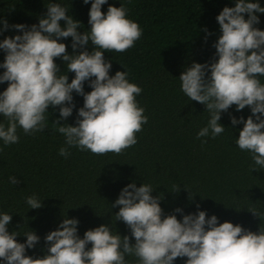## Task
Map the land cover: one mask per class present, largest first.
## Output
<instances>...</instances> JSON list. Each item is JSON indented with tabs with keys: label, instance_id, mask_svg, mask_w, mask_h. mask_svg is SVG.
Here are the masks:
<instances>
[{
	"label": "clouds",
	"instance_id": "9594fccd",
	"mask_svg": "<svg viewBox=\"0 0 264 264\" xmlns=\"http://www.w3.org/2000/svg\"><path fill=\"white\" fill-rule=\"evenodd\" d=\"M83 2L88 4L89 0ZM106 3L92 0L91 27L83 33L78 31L80 21L59 3H49L38 25L30 28L25 24L9 26L4 21L0 31L12 27L22 32L0 41V49L6 54L0 63L4 69L0 83L7 82L0 92V114L8 121L7 127L0 123V139L5 145L19 142L18 126L28 135L43 131L49 106L59 108L55 124L60 125L56 130L65 137L67 147L59 150L65 158L71 147L95 155H119L137 143L136 133L148 122L136 100L142 89L129 82L127 71L110 75L112 63L104 53L132 48L142 30L127 18L123 5L110 4L106 14L102 12L101 6ZM257 13H264V7L251 0H236L234 7L225 6L216 17L221 32L214 44L218 59L211 64L193 62L179 76L185 96L205 105L209 113L208 124L199 130L198 139L210 133L212 138L222 134L225 127L219 123L221 113L231 106L235 105L237 111L246 106L251 109L246 120L232 116L231 124L243 123L236 144L251 153L255 165L252 171L264 169V84L258 78L264 76V30L254 27L259 23ZM68 37L72 38V54L61 42ZM89 42L94 46L91 52L85 47ZM78 48L81 51L77 53ZM58 57L67 72L74 73L71 82L67 74L57 75L61 71L55 62ZM86 81L89 92L84 91ZM73 92L83 96V106L78 109L75 125H65L61 121H66L75 107ZM9 181L20 183L15 176ZM153 189L149 184L137 187L135 182L129 183L111 205L120 206L115 221H122L130 229L134 244L128 235L113 234L106 224L86 230L81 238L78 219L66 215L57 229L46 234V255L33 258L25 255L26 248H34L40 237L31 230L23 233L27 238L24 243L18 242L19 232L9 233L7 229L12 215L3 213L0 260L6 264H127V255L136 257L138 264H174L184 257L185 264H264V228L253 232L230 221L219 223L216 215L207 217L199 206L196 213L184 214L182 220L175 214L164 215L161 197L153 196ZM26 203L32 209L43 206L35 195L27 197ZM249 211L260 219L264 217V212L255 208ZM175 212L182 213L183 209L177 207Z\"/></svg>",
	"mask_w": 264,
	"mask_h": 264
},
{
	"label": "trees",
	"instance_id": "16d2710c",
	"mask_svg": "<svg viewBox=\"0 0 264 264\" xmlns=\"http://www.w3.org/2000/svg\"><path fill=\"white\" fill-rule=\"evenodd\" d=\"M91 2L0 0V29L5 20L9 26L38 25L47 12L46 6L59 3L73 19L80 21L78 31L88 32ZM251 2L264 7V0ZM235 3L236 0H107L101 6L106 14L110 4L123 5L127 18L137 22L142 30L132 48L105 52L104 56L112 63L110 75L118 70L127 71L129 82L141 87L136 100L148 122L136 133L137 143L119 155H95L77 147L69 148L67 158L59 155L60 148L67 145L65 137L56 130L60 126L55 124L59 108L52 106L45 113L43 131L28 135L18 126V143L5 145L0 139V214L12 215L7 229L9 233L19 232L18 242L24 243L27 238L23 233L31 230L40 237L34 248H26L25 255H46L44 238L57 229L66 215L78 219L81 238L86 230L106 224L113 234L128 235L134 244L130 229L122 221H115L120 206L111 207L121 189L132 182L137 187L145 183L154 188L151 194L161 197L164 215L175 214L182 220L184 214L196 213L199 206L207 217L216 215L219 223L230 221L253 232L264 228V217L260 219L249 211L255 208L264 212V169L252 171L255 165L251 153L236 144L243 123L231 124L232 116L246 120L251 109L246 106L237 111L235 105L231 106L221 113L219 121L225 131L215 138L210 133L198 139L197 133L208 124L209 113L205 105L185 96L179 80L193 62L211 64L218 59L214 44L221 32L216 17L225 6L234 7ZM244 15L247 19L248 14ZM256 15L259 23L254 27L264 30V13ZM60 23L65 25L63 20ZM16 34L22 32L9 27L0 31V41ZM61 42L72 54V38H61ZM85 47L91 52L94 46L89 42ZM79 51L80 48L76 49ZM5 55L0 49V63ZM55 62L61 70L57 75L67 74L71 82L74 73L67 72L62 58ZM3 71L0 68V75ZM258 78L264 84V76ZM6 87L7 82L0 83V92ZM84 91H91L87 81ZM73 103L72 115L61 121L65 125H75L83 96L73 92ZM0 123L7 127L8 121L2 114ZM12 176L20 183H10ZM33 195L42 201L41 208L27 205L26 198ZM177 207L183 212H175ZM125 259L127 264H138L134 256L126 255ZM186 259L177 258L174 264H185ZM0 264L6 262L0 260Z\"/></svg>",
	"mask_w": 264,
	"mask_h": 264
}]
</instances>
